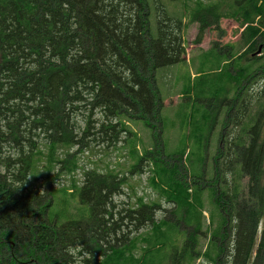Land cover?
I'll return each mask as SVG.
<instances>
[{"label": "trees", "instance_id": "obj_1", "mask_svg": "<svg viewBox=\"0 0 264 264\" xmlns=\"http://www.w3.org/2000/svg\"><path fill=\"white\" fill-rule=\"evenodd\" d=\"M152 7L148 0H0V264H74L76 251L90 255L83 264H134L138 247L152 255L171 237L161 231L164 220H153L157 202L140 198L118 210L112 199L122 191L119 172L91 168L79 182L68 153L89 140L115 144L124 133L133 137L136 167L160 140L167 97L156 73L183 60L184 17L159 4L152 26ZM192 16L196 43L211 20L233 18L239 47L220 55L211 45L197 55V69L209 66L196 73L195 89L181 93L201 103L189 131L193 146L165 154L162 143L149 153L148 180L172 203L176 221L191 226L192 246L195 233L208 235L191 256L264 264V0H217L196 6ZM134 120L161 127L144 155ZM57 164L70 177L54 187ZM176 167L193 182L177 179Z\"/></svg>", "mask_w": 264, "mask_h": 264}, {"label": "rangeland", "instance_id": "obj_2", "mask_svg": "<svg viewBox=\"0 0 264 264\" xmlns=\"http://www.w3.org/2000/svg\"><path fill=\"white\" fill-rule=\"evenodd\" d=\"M216 1L217 0H148L153 6L151 8L152 26L155 25V14L158 12L157 7L159 4L164 6L170 16L184 17L182 27L184 53L181 55L183 60L174 65L160 68L156 73L160 93L164 97H167V99L163 102L164 108L161 112L163 117V128L160 134V140L157 139L155 147H149L148 153L145 156L147 160H143L140 166L132 167V165L137 162V157L135 154L131 153L129 148L131 142L128 143V139L133 137H129L124 133L119 135V140L115 144L111 140L104 141L103 143H95L89 140L86 146L73 144L68 149L69 155L74 154L76 158L77 169L74 172V176L79 182L82 180L83 171L91 168H96L101 172H105L109 169L115 173L119 172V177L122 178L123 183L121 186L122 191L117 193L112 199V202L117 206L118 210L134 207L136 201L140 198H143L144 202H157L153 220H164L165 226L162 227L161 231L168 232L171 234V237L159 243V250L154 251L152 255V251L147 254L148 250L143 251V249H141L142 247H138L137 251L133 254L136 259L134 264H211L207 262L203 256H199V254H192L195 259L193 261L190 260L192 257L191 252L197 250L199 252L203 249V247L200 249L199 243L202 244V246L206 244L208 235L206 233H195V235H197L196 243L198 244V249L196 247L197 244L192 246V242L194 241V239H191V237L193 238V229L191 226H187L183 221H181V223L176 221L177 218H175L171 211L173 208L172 203L165 202L164 198L158 196L156 191L151 188V180H148V178L152 174L149 169L153 167L151 164L153 156L149 153H155L156 148L158 152L159 150L161 151L162 143H164L165 154L173 153L178 150L180 151L185 145L186 147L193 146L189 131L195 120L196 112L201 107V103L198 102L196 96L192 93L189 94V96L181 93H183L184 89L189 85L194 86L195 89V85L199 81L197 77H195L196 73L198 71L206 72V68L209 66V64H204L203 67L197 69V55H199L201 51L210 48L211 45L215 46L220 55L226 52V49H228V46L231 44L238 46L241 29L238 22L229 17H222L215 21L211 20L203 31L201 42H195L199 21L196 20L195 17H191L192 12L195 10L196 6L207 7ZM220 117H223V114H221ZM94 118H98V116ZM82 119V116L76 117L80 127H82ZM131 122L134 126H130ZM131 122L128 123L129 126L136 132V136L140 138L137 142V151L140 155H144V149H147V146L152 143L153 137L155 138V136L158 135L159 131H161V127L154 120H150V123L154 124L153 128L146 125L143 120H134ZM125 124L127 125V123ZM213 129L221 130L222 126L217 125L213 127ZM213 129L211 132L214 131ZM91 137L92 136H89L88 139ZM76 139L78 140V138ZM211 145L212 144L209 143L208 149H206L207 154H209V150L212 147ZM57 152L60 156L65 155L63 149H59ZM70 158L71 156L67 157V160ZM154 158L164 160L167 165L173 162V158L167 159L161 155L155 154ZM163 163V161L158 162L160 165ZM174 164L176 165V163ZM174 164L170 165L168 171L172 170ZM173 172H177L176 178L180 181L186 184H191L193 182L184 169H180V167L177 169L176 167ZM52 173L57 177V179L53 181L54 187H58L61 184H68V178L70 176L66 173L65 169H61V164H57ZM197 183L203 185L204 180H199ZM203 206L206 209H210L207 203L203 202ZM147 225L149 226V223ZM147 225L129 234L130 237L133 236V234L145 232ZM206 227L207 224L203 221L201 230L204 232ZM208 229H210V227H208ZM76 252L73 256L74 264H83L80 260L90 257L88 254L79 255L76 254ZM97 261H99V258ZM130 264L133 263L130 262Z\"/></svg>", "mask_w": 264, "mask_h": 264}]
</instances>
